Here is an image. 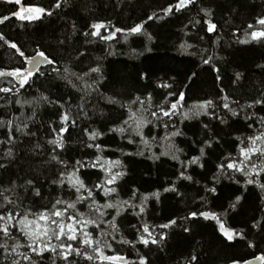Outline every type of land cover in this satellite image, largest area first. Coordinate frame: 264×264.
I'll list each match as a JSON object with an SVG mask.
<instances>
[{
  "label": "snow or ice",
  "instance_id": "1",
  "mask_svg": "<svg viewBox=\"0 0 264 264\" xmlns=\"http://www.w3.org/2000/svg\"><path fill=\"white\" fill-rule=\"evenodd\" d=\"M2 2L18 7L12 11L11 16L0 17V24L15 18L21 22V26L42 21L45 17L51 18L57 14L55 10L69 6V0H55L52 10L26 5L24 0ZM197 3L198 0H176L174 4L170 3L161 10L162 15L153 13L147 20L130 27H115L111 22L108 25L101 22L92 23L87 26L89 30L84 31L83 36L89 43L92 42L89 38L104 42L118 40L117 34L123 35L125 42L132 37H146L148 41H152L153 36L145 31V24L148 21L163 20ZM199 13L202 14L200 18L190 20L189 24L184 25V29L191 25L197 32H204L211 38L219 27L213 19L215 13L209 7H200ZM70 27L71 33L57 43L65 48H73L76 54L70 53L67 62L63 64L59 63L57 57L50 56L39 48L34 49V55L28 57L16 42L0 33V41L14 49L15 53L24 58V64L29 65L28 67L20 65L12 69L0 67V94H3L0 95V101H3L0 103V109H12L11 112L0 111V172H9L25 148L32 157L41 158L42 168L50 170L43 180L38 175L27 173L17 174L14 178L10 175L7 183L0 180V264H43L45 259H50L51 264H81V261L88 264H152L146 255L139 253L137 261H129L124 255L115 252L112 243L130 245L132 248L139 244L149 251L155 246L158 250L165 251L169 235L162 230L180 228L182 233L190 236L192 233L190 222L195 223L199 220L212 222L213 232L219 233L220 243L226 247L241 241L246 242L249 249L256 248L257 245L247 239L248 233L254 229L264 235V218L251 217L252 223L248 231L230 226L228 221L241 214L244 208L242 201L247 200L245 193L249 192L250 187L258 190L259 199L264 203V115H258L255 111L251 114L247 112V109H256L257 106L264 108V91L252 98L250 103L243 105L239 100H230L228 95H222L218 100L204 98L187 106L186 91L180 90L176 76H171L160 79L152 87V91H148L150 85H146L145 93L127 95L125 99H120L119 94L108 95L103 90L107 77L101 63L97 62L96 66L89 65L86 69L80 67L86 54L73 47L72 38L78 35L75 21ZM101 29L107 30V35H104ZM184 29L181 31L188 36L189 33ZM244 33L246 38L237 37L234 43L264 44V15L258 17L254 23H249ZM204 38L203 35L199 37L200 40ZM211 43L216 45L218 40ZM195 47L194 44L181 42L177 51L182 55L199 56L201 64L216 73L215 80L221 81V69L216 66L215 61L222 58L216 56L214 52L208 55L206 48L199 52H188L189 48ZM152 50L151 47L145 46V51ZM132 51L135 55L144 54L136 52L135 48ZM242 51L243 49L235 50L236 53ZM108 54L115 55V52L109 51ZM42 66L45 68L50 66V71H42ZM256 67L264 72V63L257 64ZM53 74L54 79L62 81L64 87L69 90L66 93L67 100L59 95L53 98L50 93L39 88L22 98L23 89L31 88L36 80L42 77L46 79ZM197 75L196 72H192L187 79L195 83L194 78ZM243 76L244 73L235 72L232 83L238 84ZM137 79L149 80L150 73L147 70L138 73ZM57 87L59 88V85ZM183 87L187 89L189 85L184 84ZM157 89L164 91L157 92ZM220 91L223 92L224 89ZM101 104L110 106L107 114L101 109ZM233 104L239 106L240 110L234 109ZM73 105L76 108L75 118L71 111ZM42 108L45 111L53 109L52 115L58 118L59 124L57 127V121L48 123L50 132L48 138L43 141L38 135L39 129L32 128ZM117 109L118 114L113 119L111 112ZM17 111L19 115L16 114ZM242 113L250 132L246 136L234 137V140L238 141L236 154L229 152L225 155L220 152L214 168H206L205 157L209 155L208 150L213 152L217 150L216 146L223 143L221 133L229 135L225 128H231V122L239 119ZM97 115L101 118L107 115L112 124L108 129L109 133L119 134L122 139H126L128 145L136 146L135 152L121 150L122 156L143 157L153 164L160 161L161 157H167L179 163V168L174 173L176 178L170 181L168 186L163 187L164 193L182 196L177 186L178 182L199 184L189 172L193 166L204 170L205 179L210 172V181L202 186L205 195L199 197V207L189 210L182 217L175 219L169 217L166 223L157 225H149L147 222L133 223L131 228L135 230V239H124L121 234L120 218L131 211V215L142 220L148 202L150 200L159 202L162 193L156 190L146 194L139 187L133 186L127 190L128 198H122L121 190L128 183L125 177H128L129 169L121 159L105 157L104 153L109 149L96 142L105 135L103 130L91 127L82 129L83 135L87 137V140L82 142L83 147L94 150L90 154L92 158L76 159L73 162L64 157L68 150L69 137L65 134L69 133V126L78 127V121H91ZM201 117H207V120H201ZM194 120L199 121L203 138L194 133L197 138L192 142L198 146V153L188 156L185 149L176 141L177 138L187 139L186 132L180 125ZM153 128H163L164 135L161 137L159 131L152 134ZM145 129H148L147 133ZM154 146L162 150L158 153L153 152ZM89 170L97 174L96 181L91 184L83 178V174ZM223 181H227L228 184H224ZM44 184L50 186V193L47 202L37 208V200L46 199L42 191ZM231 185L239 187L217 205L220 210L208 208L209 198L221 200L219 189ZM56 189H59L60 194L52 198L51 191ZM197 191L199 193L200 189ZM99 197L103 198V202ZM137 201L139 203H136ZM261 211H264V208ZM177 235L180 233L172 232L173 237ZM189 236H184V239L187 240ZM106 249L114 254H106ZM46 254H50V257ZM177 264H199V254H190L182 261H177ZM230 264H264V251L253 254L252 259L232 258Z\"/></svg>",
  "mask_w": 264,
  "mask_h": 264
},
{
  "label": "trees",
  "instance_id": "2",
  "mask_svg": "<svg viewBox=\"0 0 264 264\" xmlns=\"http://www.w3.org/2000/svg\"><path fill=\"white\" fill-rule=\"evenodd\" d=\"M25 4L41 6L48 10H52V5L55 0H24ZM176 0H69V6L55 10L57 13L51 18L45 17L42 21H36L26 26H21V22L15 18L0 24V33H3L8 39L16 42L26 56L34 55V49L46 51L50 56L58 58L59 63H66L69 54L75 55L73 48H65L58 45V40L64 39L66 35L71 33V23L75 21L78 35L72 38L73 47L84 52L86 55L82 58L83 64L80 67L96 66L97 62L101 63L107 79L105 80L106 94H119L120 99H125L127 95H138L145 93V86L148 91H152L155 83L160 79H167L171 76H176V83L180 90L187 93V106H191L194 102L200 99H219V96L228 95L230 100L236 99L240 104L250 103L251 99L260 95L264 91V72L256 67L257 64L264 63V44L252 43L249 45H239L234 41L239 37L246 38L244 29L249 23H254L255 20L264 15V0H198L196 5H190L188 9L182 10L179 13H174L163 20L148 21L145 24V31L153 36L152 41H148L146 37H132L127 42L124 36L117 34L118 40L99 41L96 38H89L92 42H86L83 36L84 31H88V25L101 22L108 25L111 22L115 27H130L136 23L147 20L149 15L157 13L162 15V9L166 8L170 3H175ZM18 6L8 4L0 0V17L3 15L11 16L12 11ZM200 7L211 8L214 15V22L219 27L217 32L209 38L204 32H197L196 28L189 25L188 29H184V25L189 24L192 19H199L202 14L199 13ZM259 27V26H257ZM189 33L188 36L184 32ZM111 30V29H109ZM104 35H107V30L101 29ZM235 33L236 35H233ZM203 35L204 40L199 37ZM218 44L213 45L211 41H217ZM135 41V43H134ZM187 42L196 45L195 48H189L188 52H199L202 49H208V55L213 52L216 56L222 59L215 61L216 66L221 69V81L215 80L216 73L209 70L208 66L202 65L199 56L182 55L177 51L179 43ZM145 46L151 47V52L145 51ZM136 52H143V55H135L132 49ZM236 49H243L242 52L236 53ZM109 51H114L115 55H109ZM99 58V60L97 59ZM24 65V58L15 53L14 49L0 41V67L12 69ZM42 71H50V66L45 68L42 66ZM78 70V69H77ZM147 70L150 73L149 80H138V73ZM242 72L244 76L238 84L232 83L235 72ZM192 72L198 75L195 77V83L187 79V76ZM49 76L46 79L40 78L31 88L22 90V98L28 96L29 93H34L36 88H39L46 93H50L53 98L58 95L68 99L66 93L69 91L63 85L62 81ZM184 84H188L189 88L185 89ZM59 85V88L57 87ZM224 89L223 92L220 90ZM164 90L157 89V92ZM3 95V94H0ZM158 98V97H157ZM78 103V101H75ZM3 103V101H0ZM15 107V106H13ZM101 109L107 114L110 106L101 104ZM232 107L237 111L239 106L233 104ZM12 109H0V111L11 112ZM53 109L43 108L39 110L37 122L32 125L33 130L39 129L38 135L41 140L48 138L50 129L48 123L57 121L58 118L54 115ZM73 118H75L76 108L73 105ZM118 109L111 112L114 119L118 114ZM256 112L258 115H264V108L257 106L256 109H247L251 114ZM19 115V112L16 113ZM179 118H177L178 120ZM201 120H207V117H201ZM212 123H217L212 121ZM231 128H225V132L229 135L221 133L223 143L216 146V151H209V155L205 157L206 168L213 169L217 161V156L220 152L227 155L229 152L236 154V136H246L250 130L247 128V123L243 119V113L237 120L231 122ZM43 125V126H41ZM187 125V126H185ZM185 125H180L186 132L185 138H177V143L185 149L188 156L198 153V146L193 144V139L197 138L194 133H198L199 138H203V132L200 130L199 121L185 122ZM258 126V125H257ZM91 127L103 130L105 135L97 140L109 149L104 153L106 158L121 159L129 169L128 181L121 190L123 199H127V190L131 187H139L146 194L151 191L159 190L162 195L160 201L150 200L146 207V212L142 220H138L131 215V211L124 217L120 218L121 234L124 239L134 240L135 230L131 228V224H140L147 222L149 225H157L166 223L167 218L173 219L182 217L189 210H194L199 207V197L205 195L202 191V186L208 183L211 179V173H207V179L203 178L204 170L193 166L189 172L194 175V178L199 181V184H189L186 181L178 182V189L182 196H177L174 193H164L163 187L168 186L169 182L175 180L174 173L179 168V163L174 162L167 157H161V160L153 164L143 157H127L121 155L123 152H135L136 146L128 145L126 139H122L119 134L109 133L108 129L112 127L107 115L101 118L99 115L94 116L91 121H78V127L72 128L69 126V133L65 135L67 139L68 150L64 153L66 159L75 161L76 159H90L91 153L94 150L83 147V141L87 137L83 135L82 129ZM157 131L160 136L164 135L163 128L152 129V134ZM148 132V129H145ZM138 139V138H137ZM23 147V146H22ZM161 148L153 147V152L161 151ZM184 158L183 156L181 157ZM50 170L41 167V158L32 157L27 149L21 152L20 157L12 164L10 171L7 173L0 172V180L7 183L9 176L13 178L15 175L34 174L40 176L43 180L45 175H48ZM200 173V175H197ZM95 173L89 170L83 174V178L87 183L91 184L96 181ZM123 183V182H122ZM228 184L227 181H223ZM237 185L220 188L221 200L209 198L208 208L219 211L217 207L225 197L231 195L232 191L238 188ZM198 189H200L198 193ZM45 194V200H37V208L47 202L50 193V186L44 184L42 188ZM240 191H244L240 189ZM59 189L51 191V197L59 195ZM239 194V193H237ZM246 201H242L244 208L241 214L235 216V219L229 220L230 226H235L237 229L244 228L248 231L252 223L251 217L257 219L264 218V203L259 199V192L254 188H249V192L245 193ZM67 198V196L65 197ZM103 202V198L99 197ZM27 203V202H26ZM136 203H139L137 201ZM138 211V209H136ZM235 215V214H231ZM192 233L184 234L180 228L162 230L169 235L168 244L165 251L158 250L152 246V250L144 248L143 245L137 244L135 248L130 245L121 243H112L115 252L124 255L129 261H137L138 255H146L152 264H177V261H182L184 257L198 253L199 264H230L232 258L252 259L253 254H259L264 251V235H261L257 230H251L248 233V240L253 241L257 247L249 249L246 242L237 241L233 246L226 247L220 243L219 233L213 232L212 222L199 220L191 223ZM157 231H161L157 229ZM172 232L180 233L176 237L172 236ZM184 236H189L187 240ZM119 239V237H118ZM110 241V237L108 238ZM106 254H114L107 249ZM50 257V254H46ZM43 264H51L50 259H45ZM81 264L88 262L81 261Z\"/></svg>",
  "mask_w": 264,
  "mask_h": 264
},
{
  "label": "water",
  "instance_id": "3",
  "mask_svg": "<svg viewBox=\"0 0 264 264\" xmlns=\"http://www.w3.org/2000/svg\"><path fill=\"white\" fill-rule=\"evenodd\" d=\"M29 66V65H28Z\"/></svg>",
  "mask_w": 264,
  "mask_h": 264
}]
</instances>
